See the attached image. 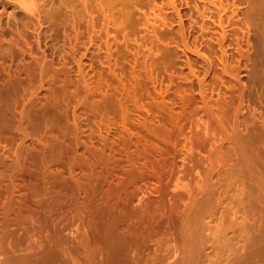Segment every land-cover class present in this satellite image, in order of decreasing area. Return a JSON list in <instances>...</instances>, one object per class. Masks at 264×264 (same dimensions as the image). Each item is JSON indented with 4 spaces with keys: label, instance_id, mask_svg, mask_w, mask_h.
I'll return each mask as SVG.
<instances>
[{
    "label": "rangeland",
    "instance_id": "1",
    "mask_svg": "<svg viewBox=\"0 0 264 264\" xmlns=\"http://www.w3.org/2000/svg\"><path fill=\"white\" fill-rule=\"evenodd\" d=\"M204 4L209 7V11ZM251 4V0H0V129L8 136L7 140L5 138L0 140V189H6L10 176L13 178L21 176L23 180L16 182L19 185L16 190H19L15 192L14 197L18 199L27 195V192L29 197L35 194L38 196L30 198L29 201L28 196L22 197L29 202V205L25 202L28 206L24 204L31 213L29 223L37 221L34 222L33 229L39 231L43 228V224L38 223L40 216L33 211L41 210L40 205L43 204L46 208L50 206L46 205V202L60 201L56 200L59 192L54 195L55 191L52 190L46 194L45 189L53 184L55 178L56 181H63L64 177L66 181L69 176L67 171L69 166L66 165L68 163L49 165L52 163L47 162L50 157L47 154L49 152L48 155H51L49 147L52 144L46 140L51 131L49 127L52 129L53 123L44 120L42 111L44 112L45 104H48L52 97H56L61 107V114L55 118L58 132L66 133L71 144L74 145L77 141V145L80 146L66 154H82L86 152L88 146H92V143L93 146L99 144L101 146L100 136L94 134L93 140L91 139L92 132H100L104 136L109 131V141L115 145H112L113 149L122 153L119 158L122 166L127 164L123 157L125 153L121 150V147H124V136L133 135L134 139L140 138V141L132 142L130 152L137 149L140 142L142 146L144 144L164 148L166 143L158 139L157 141L154 133L156 134V130L160 128H165L164 130L172 128L173 125L168 122L172 117L184 135L170 145L176 149L173 156L167 154L169 160L171 158L173 161L174 173L171 175L168 173L159 184L164 187L163 200H166L167 207L171 202L176 205L174 207L178 223L190 213L191 217L196 216L197 228L192 226L194 232L192 241L196 240V244H199L197 248L201 254L197 263L220 264L219 261L227 254L232 257L230 262L237 264L246 261L244 258L249 255L251 258L248 257L246 264H264V258L257 262L253 256L261 248L258 238L263 219H260V192L254 163L251 160L253 154L243 144L244 138L248 135V127L260 128V120L264 117V51L260 50L261 45L260 49L257 46L258 35H248L247 32L251 23L248 17ZM197 6L201 11H196ZM201 12L203 13L200 14ZM219 14H222L223 21L228 24L226 35L217 34ZM190 48L201 52L207 51L209 59ZM105 100L118 103L109 104L107 109L111 113L101 107ZM105 112L114 116L113 118L111 115L110 124H94L93 120H98L100 115L106 114ZM23 130L31 134L25 142ZM120 132L122 142L118 145L115 139L121 135ZM261 145L258 148L257 159L253 156L256 162H259V158L264 162V143L261 142ZM22 148L28 153L22 151ZM21 153H24L23 156L26 154L27 160L24 162H28L29 167H32L30 169L32 176L22 174L21 171L19 174L15 169L14 163L17 160L15 156ZM119 155L117 154L115 158ZM190 159L196 163L198 172L187 165ZM140 161V164L143 161V164H146V159ZM39 165L46 167L43 168L47 177L44 176L45 173L38 177L33 175V169L36 170ZM112 165L111 162L108 163L109 176L105 180L88 182L92 187L96 186L93 187L94 190L90 185V187L86 185V178L83 176V172L89 170L83 167L81 168L84 170L80 169V166L75 168L78 173H75L76 176L80 177L82 174L78 185L79 187L82 185L83 189L80 188V191L74 194L75 198L72 197L70 193L72 187H75L72 181L71 188L68 189L70 197L67 196L68 199L62 197L63 202L67 200L70 204L63 210L66 213H56L55 216V211L49 212L51 214L49 221L52 220L54 223L59 221L58 235L61 233L62 236L64 233L63 238L67 235L73 239V241L68 239L73 243L76 226L90 229L87 222L92 212V208L89 209L92 207V198H97L95 209L104 207V202L108 203L109 214L107 213V219L105 218L104 230L110 233L109 236H113V239L109 237L111 241L118 239V236L114 235L118 229L122 234V225L116 226L112 222L114 214L119 211L115 204L119 193L125 195L127 191L129 192L126 195L132 196L130 205H137H133V208L143 210L146 204L150 203L151 206L157 203L151 207L159 209L158 204L161 202L158 203L160 197L156 196L158 191H154L157 189L153 188L156 187L154 179L141 180L140 187L143 189L141 195L127 185L117 191L115 186L120 183L124 172L115 173ZM62 168L66 171L64 170L61 178L57 179L54 176L49 178L47 173H56ZM183 170L189 174H184ZM7 173L12 175L8 176ZM31 177L32 182L27 180L24 183ZM43 180L47 183L45 184ZM1 181L6 183L2 184ZM37 181L40 182L39 185ZM68 181L71 182V179ZM37 185L38 187L42 185L45 193L44 191L35 193ZM26 187H30L31 190ZM61 188L62 186L58 185L56 187L58 190H54L59 191ZM87 188L90 191H86ZM5 189L0 190L2 199L7 194ZM40 200L44 203L41 204ZM81 201H84V204ZM74 202L87 207H84L87 210H83L85 217L83 223L77 224L78 221L73 218L75 209L72 206L76 207ZM69 206L70 209L72 207L71 210ZM235 210L250 216L251 223L247 227L238 223L240 216L239 219L233 217L232 212ZM59 215H64V218L58 220ZM0 216L1 241L5 237L3 232L5 229L4 218L2 214ZM181 222L176 224L175 228L172 227L173 230L169 228L168 232H165L166 228L163 234L154 236V241L150 240L143 246L144 250H153L158 242L162 244V251H167L168 257L165 255L167 263L164 258V264L182 261L185 229L179 227ZM12 225L15 226L14 223ZM12 225L11 228L14 227ZM22 241L20 250H24L23 252L16 246L20 243L15 244L17 251L21 252L19 254L28 250L27 240ZM242 245L247 249L239 254ZM174 248L179 249V254L171 257L169 252L172 253ZM245 250L248 256L245 255ZM241 254H244L242 259Z\"/></svg>",
    "mask_w": 264,
    "mask_h": 264
},
{
    "label": "bare ground",
    "instance_id": "2",
    "mask_svg": "<svg viewBox=\"0 0 264 264\" xmlns=\"http://www.w3.org/2000/svg\"><path fill=\"white\" fill-rule=\"evenodd\" d=\"M251 3L252 4H251V7H250V10L248 13V17H249L251 23H250V25H248L247 32H248V35H258L257 36L258 39H256V40L258 41L259 44L257 46L260 49L259 45H261L260 50L264 51V48L262 49V46H264V0H251ZM204 7L208 8V11H209L208 6L206 7V5H205ZM196 8H194V9H196ZM198 10H200L199 7H198V9H196V11L199 12ZM202 13L203 12H201L200 14H202ZM203 16H205V15L203 14ZM203 16H202V18H203ZM223 20L224 19L222 18V14H219V18L217 21L218 23L216 25L219 28V29L217 28L218 31L216 30L217 34H219V35H226L227 34L226 32H227V28H228L227 25L228 24H225V21H223ZM214 23H216V22H214ZM228 23L230 24L229 20H228ZM198 49H200V48H198ZM192 51H195L196 53L198 52V54H202L206 59L207 58L209 59L207 51H205V52H201L200 50H197V51L192 50ZM1 99H2V97H1ZM47 103L48 104H45L46 106L44 105L45 107H43L44 112L42 111V115H44L43 118L45 121L52 122L53 124H52V129H51V127H49V129L51 131H50L49 135L47 136V140H46L47 143H49V141H51V143H50V144H52L51 147H49V144L47 145L50 148L51 155H48L49 154V152H48L47 156H50V157H48L49 161L47 159L46 160H47V162L52 163V164L48 163L49 165H54V164L55 165L56 164L63 165L64 163H68V164H66L69 166L67 168V171L69 173L68 179H71V182L68 181V179H66L67 177L65 178L66 181H64V177H63V181L60 179L62 182L58 181V180L56 181V178H55V180H53L54 181L53 184L48 185V188L45 189L46 194H47V191L49 193L52 190L55 191V192H53L54 195H55V193L59 192V193H57L58 195H56V200H60V201L59 202L57 201V203H56L54 200V201H52L53 203H47L45 200L46 205L50 204V206H48L46 208L45 204H43L44 202L40 200L41 204H43V206L40 205V207L43 210L41 209V210L35 211L36 210L35 209L33 211V212H36V214H38L40 216V218H38L39 219L38 223L43 224V226H42L43 228L40 229L39 231H37V230L33 229L34 222L37 223V221H34L33 223H29V221H31L30 218H32V217H30L31 213L28 212L29 211L28 207H26L29 205L28 204L29 202L27 203V201H25V198H22L24 196L29 197V192H27L29 190L26 191L27 195H24V193L21 190V192L23 193L24 196H22L20 198L17 197L18 199H16V197H14V195H16L15 192L17 190H19V189L16 190V188L19 187V185L17 183H18V180L21 179V176L20 177L17 176L16 178H13L12 176H10L12 174L8 175V173H7V175L10 176V182L6 183V182L1 181L2 184L6 183V189L5 188H3V189H5L7 191V194L3 199L1 198V195H2L1 191L3 189L2 190L0 189L1 190L0 191V193H1L0 194V211H1L0 215L2 214V216H3L2 218H4V220H3L4 221V228L2 226L1 227L3 229H5L3 231L5 237L3 239L1 237L2 240L0 241V264H162L163 259L167 256L166 255L167 251L166 252L162 251L163 249H162L161 243H160L161 244L160 245L157 242V246L152 248L153 250H149V249L144 250L143 246H146L147 242L150 240L152 242V240L155 239L154 236H157V235L160 236V233L163 234L164 229L167 228V230H164V231L168 232L169 228L171 230L172 227L175 228L176 224H179L181 222L180 221L178 223L179 219L177 217V213H175V207H174L175 204H172V202H171L170 205H168V207H167L166 200H163V198H164L163 197L164 196V187H163V185L159 184L160 180L163 179L168 173H169V175L174 173L173 161H171V158L169 160V157L167 154H170L171 157L173 156V153H175L176 149L172 148L174 146L171 147L170 145L173 143V141L180 139V137H182L184 135V133L182 131H180L181 129L177 128V124L175 123L174 119H172V117L169 120L167 119L168 122L170 121V124L173 125L172 128H169V129L166 128V130H164L165 128L164 129L160 128L161 130L157 129L156 134L154 133V136H155L154 138L156 140L157 139L159 141L162 140L166 143V146L164 148H163V146H160L161 147L160 148V147H157L155 145L154 146L153 145L152 146L151 145L145 146L143 144V146H142L140 144L141 143L140 142L139 145H141V147L138 145L137 149L131 150V152H130L129 149L131 147L130 145L132 144V142H138V140L140 138L134 139L133 135H132L133 137L132 136H127V137L124 136V139H123V146L124 147H121V150H123L125 153V156H123V157H125L124 162L126 161V163H127L123 166H126V165L127 166L125 168H122L123 167L121 165L122 163L120 164V162H122V161H120V159H119V158H121L122 153L120 150L113 149V147H112L113 144H111L112 142L109 141V139H110L109 138V131L104 136L100 132H99L100 134L92 132L91 139H92V137H94L93 136L94 134H97L98 136H100L99 137L100 140L99 139L98 140L102 142L101 146H100V144H99V146H93V143H92V146H90V147L88 146L89 148L87 147L86 152H83L82 154H75V153L74 154H66L70 151L73 152V150L77 149L76 147H80V146L77 145L78 144L77 141L74 142V145L71 144V141L70 142L68 141V137H67L66 133L58 132V124L55 123V118L61 114V112H60L61 107H60L59 99H57L56 97H52ZM116 103L117 102L112 101V100H109V101L105 100L101 104L102 105L101 107L103 109L105 108V111H107L109 109L108 107L110 105H115ZM98 105H100V104H98ZM108 111H110V110H108ZM107 112H105L106 114H104V115L102 114V116L100 115L98 120L94 119L93 120L94 124H96V125L97 124H105V125L110 124V122L112 121V117H111L112 114L109 115L111 113V111L109 114ZM170 116H168V117H170ZM164 117H166V116H164ZM164 117H162V118H164ZM113 118H114V116H113ZM184 118H185V116H184ZM167 120H166V122H167ZM260 121H261V124H260L261 126H259L260 128L257 129V126L255 128L254 127H250V128L248 127V129H247L248 135L246 134L247 136H246V138H244L245 140H243V144H245V147H247V149H249L251 151L253 156H256V159L259 155V151H258L259 149L258 148L260 147L261 142L264 143L262 141V140H264L263 139L264 138V117H262V119ZM120 124H122V120L120 121ZM120 131H121V129H120ZM3 132L4 131H1V129H0V140H3L1 138H5V140H7L8 136H6V134L4 135ZM22 132H23L22 134L24 135L23 141L25 142L26 140H28L30 138L31 134L27 130L26 131L23 130ZM118 136H115V137H118V139L117 138L115 139V141L117 140L118 142H115V141L114 142L117 143L118 145H120V142H122V133H121V135L119 134ZM135 137H140V136H135ZM111 138H112V136H111ZM185 139H187V138H185ZM134 140H136V141H134ZM23 141L21 142L22 144H23ZM54 141H55V143H52ZM244 141H245V143H244ZM198 144H200V143L198 142ZM19 145H20V143H19ZM113 146H115V145H113ZM191 146H192V144H191ZM21 147H23V146L21 145ZM45 148H47V147H45ZM114 148H116V147H114ZM200 148H201V146H200ZM108 149H110V150L108 151ZM43 150H44V148H43ZM45 150H44V152H46ZM18 151H19V148L17 149V152ZM22 151L25 152V148H22ZM23 154L21 153L18 156H15L17 158V160H15L16 163H14V164H16L15 165L16 167L15 166L14 167L16 170H18V172L21 171L22 174H27V176H28L32 172V170H30L32 167L31 168L29 167L30 164L28 162L25 161L28 164H26L24 162V160H27V159H25L26 154L24 156H23ZM117 154H120L118 157H116V158H118V160L115 158V156ZM47 156H46V158H47ZM253 156L251 155V160H253V163H254L253 168L256 172L255 176L257 179V187H258V190L260 192V212H261L260 219L261 218L263 219V220L261 219L262 222L260 223V225H261L260 227L262 230H261L260 236L258 238V240H260V242H261V244L259 243L261 248H259L253 254L255 260L259 261L260 258L261 259L264 258V162H263V160L260 161V158L258 160L259 162H256V159H254ZM252 157H253V159H252ZM41 158H44V157H41ZM142 159H144V160L146 159L145 165L143 164L144 161L140 164V162H141L140 160H142ZM46 160H44V161H46ZM251 160L248 159V162L249 161L251 162ZM41 162H42V160H41ZM110 162H111V165H112V163H114V165H112V166L114 167L113 171L115 173L120 174V173H122V171L124 172L121 179H120V183L119 184L117 183V186H115L117 188V191H119L121 187L124 188V186L126 187V185H127V187L128 186L131 188L133 187L132 189H134V192H137L140 194L141 191L143 190L140 187L141 186L140 185L141 180L142 179L143 180L144 179H147V180L154 179L155 182H153L154 180H152V182L154 184L156 183V187L153 186V188L157 189L154 191H156V192L158 191V195H156L157 197L158 196L160 197V199H158V203L161 202V204L160 203L158 204V205H160L159 209L158 210H156L154 208L152 209V207L155 206L157 203L155 205L152 204L153 205V206L151 205L152 207L149 205L150 204L149 203L148 204L149 207L146 204V206L143 207L144 208L143 210L139 206L140 205L139 204L138 206L141 209L138 210V209H136V207L133 208L134 207L133 205H136V204L130 205L132 196L129 194L126 195L128 191L126 192L125 195H123V194L121 195L119 193L118 194V196L120 195L119 197L115 196L117 198V199L115 198L117 200L115 204H117V208L119 211L114 214V219L112 222L116 226L122 225V234H121V232H118V231H120L118 229V231H116L114 234L116 237L118 236L117 237L118 239H114V241H111L113 239V236L112 237L109 236L110 233L107 232V230H106V232L104 230L105 218H106L107 213L109 212V208L107 205L108 203L104 202V204H103L104 207H102L101 209H98V208L95 209V206H96L95 199H97V198H92L91 199L92 207L91 206L89 207V209L92 208V212L89 211L90 215H91L89 218L90 220L87 218L89 220V222L86 221L87 224L90 226V229L87 226H86L87 228H85V227L81 228V227H79L80 226L79 225V226H76L77 229H76V231L73 232L74 234L72 233V231L71 232L69 231L71 234L74 235L75 240L73 243L71 242V241H73V239L71 240L70 237L69 238L67 237V235L65 236L66 238L65 237L63 238V236H64L63 232H62L63 233L62 236H60L61 233L58 235L57 233L60 231V227L57 226V223L59 222L58 220H61L62 218H64V215L63 216L59 215L58 220H57L58 222L54 223V222H51L52 220L51 221L48 220V219H51V217H50L51 214L49 212H51L53 210V211H55L54 215L56 213L60 214L63 212L64 208H66V206L69 204L67 202V200L63 202L62 197H66L67 199H68V197H70L68 195L69 194L68 189L71 188L70 184L72 183V181H73L72 185H74V183H75V187L74 188L72 187V189H73L72 192L70 190V192H71L70 194L72 195V197H74V194H77V192L80 191V188H82V185H81V187H79V185H78L79 184L78 182L80 181L82 174L80 175V177H78V175L76 176L75 173H77V172H76L75 168H78L80 166V169L85 168V169L89 170V172H86L87 170L85 172H83V176H85L84 178H86V183H87L86 185L89 186L90 184H88V182H90V181L91 182H93V181H99L100 182L101 180H103V179L105 180L106 177L109 176V174L107 176V173H108L107 170H109V168L107 169V166H108V163H110ZM253 163L251 162V165ZM42 164L43 163H41V165ZM41 165H39V168H37L36 170H34L35 168L33 169V171H34L33 175L34 176L36 175V177H38V175H44V173L46 172L44 170V168H46V167H44V165H43L44 168L40 167ZM187 165L191 166V167L188 166L189 168L194 169L195 171L198 172V167L192 159H190L189 164H187ZM112 166H110L111 169H112ZM81 167H83V168H81ZM99 167H101V168L99 169ZM4 169L5 168L2 169L3 172H4ZM123 169H125V170H123ZM10 170H11V168H10ZM64 170L65 169L62 168V170L61 169H58V171L56 170L57 171L56 173L54 172V173H50V174L47 173V174L49 175V178H51V176L53 178V176H54V177H57V179H59V178H61L60 176L66 171V170L65 171ZM183 171H181V172H183ZM184 172H185L184 174L188 173L187 171H184ZM15 173L17 174V171H15ZM190 173H192V172H190ZM19 174H20V172H19ZM169 175H168V177H169ZM27 176H26V178H27ZM30 176H32V175L30 174ZM44 176L47 177L46 173ZM63 176H65V175H63ZM202 177H204V176H202ZM39 178H40V176H39ZM43 178H45V177H43ZM1 179H3V178L1 177ZM6 179H8V178H5V180ZM30 179H32V177L29 179H26V181L24 179V181H25L24 183H26L27 180H30ZM21 180H23V179H21ZM7 181H9V179ZM82 181H84V180H82ZM102 182H104V181H102ZM37 183H38V185L40 184L39 181H37ZM46 183L47 182H45V184ZM82 183H85V182H82ZM19 184H20V182H19ZM21 184L26 186V184H23V183H21ZM28 184H30V182ZM28 184H27V187H28ZM33 185L36 186V184L34 182H33ZM33 185L31 184V187H33ZM38 185L36 187L37 190H34L35 193L36 192L39 193L38 191H44L42 185L39 187H38ZM58 185H59V187L62 186V188L59 191H56V190H58V189H56V187H58ZM90 186L89 187L91 189H93V187L95 185H93V187H92V185H90ZM144 186H145V184H144ZM27 187H26V189L30 188V187L29 188H27ZM131 188L129 189L130 191H131ZM41 189H43V190H41ZM54 189H56V190H54ZM30 190H31V188H30ZM88 190L89 189L87 188L86 191H88ZM114 190H116V189L114 188ZM126 190H127V188H126ZM45 191H44V193H45ZM117 191H115V192H117ZM138 191H140V192H138ZM137 193H136V195L138 196ZM84 194H85V192H84ZM131 194L133 195L134 193H131ZM30 195H32V194L30 193ZM34 196L27 198V200L28 201L31 200L30 198H32V199L38 198V196L36 194ZM133 196H135V195H133ZM52 197H54V196H52ZM94 197H96V195ZM77 198H78V195H77ZM88 198H90V197H88ZM133 198L135 199V197H133ZM42 200H44V199H42ZM34 201H36V200L34 199ZM25 202L28 205H26ZM88 202H89V200H88ZM82 203L77 202V203H75L76 207L72 206L75 209L73 211L74 212L73 218L76 222L78 221L77 224L78 223L80 224V222L81 223L84 222L85 217L83 216V210L84 211L87 210L84 208V207H86V205L81 206ZM97 205H100V204H97ZM93 206H94V209H93ZM72 207H71V209H72ZM82 207L84 209H82ZM145 207H147V208H145ZM99 208H100V206H99ZM71 209L69 206V210H71ZM240 212L241 211H239V210H235L234 212H232L233 217L236 219H239L241 217V219L238 221V223H240V224L242 223L245 225V227H247V225H249V223H251V221H250L251 218L247 213L242 214ZM27 213H29V214L27 215ZM51 213H53V212H51ZM64 213H66V212H63V214ZM12 214H13V216H12ZM36 214H34V215H36ZM84 214H86V212ZM190 214L185 215L186 216L185 218L183 217L184 220L181 222V226H179L180 228H184L186 231V232L184 231L185 240L182 244V250L184 252L182 255L183 259L180 262L174 261L172 264H198L199 263L198 259H199V256L201 254L197 248V246L199 244H196L197 243L196 240L194 241L195 243L192 241V239H193L192 236L194 233L192 230V226L194 225V227L197 228V224L195 223L196 216L194 218V217H191ZM73 218H71V220ZM87 219H85V220H87ZM222 219H223L222 216H220V220H222ZM53 220H54V218H53ZM181 220H182V218H181ZM60 222L62 223V221H60ZM13 223L15 224V226L12 225ZM27 223H29V224H27ZM11 225H12V227L13 226L14 227L11 228L10 227ZM37 225H35V226H37ZM59 226H61V225H59ZM65 226H67V225H65ZM83 226H84V224H83ZM61 227H63V223H62ZM65 229L70 230L69 228H65ZM110 229H111V227H110ZM63 231H64V229H63ZM111 231L112 230H110V232ZM112 233H113V231H112ZM4 235L2 234V236H4ZM68 236H70V235H68ZM121 236H122V240H121ZM109 237H111L112 239H109ZM25 239L27 240V243H28V250L25 253L19 254V252L21 251L20 249H22L20 247V245H21L20 242H23L22 240L25 241ZM68 239H70L71 241H69ZM70 242H71V244H70ZM16 243H20L19 246ZM15 244H16L17 248L19 247V250H20L19 252L15 248L16 247ZM245 248L246 247L244 245H242L240 247L238 253L239 254L244 253L243 251ZM178 250H179L178 248H174L172 250V253L169 252L171 254V255L170 254L169 255L171 257L178 256V254H179ZM23 251L24 250H22L21 252H23ZM245 252H246L245 255H247V250H245ZM225 254H226V252H225ZM217 255H219V254H217ZM241 255H242V257H241ZM241 255H240V258L242 259L244 254H241ZM248 257L244 258L246 260L244 262L239 259L243 263L240 262L238 264H246ZM166 258H165V261H166ZM249 258H251V257H249ZM231 259H232V257L228 256L226 254V256L222 257V259L219 262H220V264H237L234 262H230ZM197 261H198V263H197ZM165 263H167V261ZM208 264H210V262Z\"/></svg>",
    "mask_w": 264,
    "mask_h": 264
}]
</instances>
